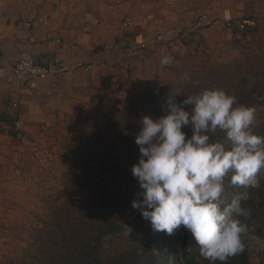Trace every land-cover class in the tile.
Returning a JSON list of instances; mask_svg holds the SVG:
<instances>
[{"label":"trees","instance_id":"obj_1","mask_svg":"<svg viewBox=\"0 0 264 264\" xmlns=\"http://www.w3.org/2000/svg\"><path fill=\"white\" fill-rule=\"evenodd\" d=\"M247 43L252 55L219 64L207 62L179 82L145 91L143 96H132L102 126L75 137L66 151L69 177L64 180V191L57 197L62 204L52 208L51 220L44 226L48 239L36 237L39 247L19 264H210L200 257L198 248L190 246L188 230L183 226L171 235L153 231L140 210L131 206L134 199H142L138 195L141 191L138 182L131 173V167L140 158L134 140L141 130L143 116L156 119L166 115L161 106L168 96L177 95L175 100L180 104L187 96L205 89L222 90L234 96L233 107L254 108L255 122L259 113L257 105L264 106V41L251 39ZM182 131L186 138L191 137L190 126ZM251 131L264 137V123H258ZM208 135L210 141L230 147L223 131L217 129ZM232 174L225 176L224 190L235 196L239 188L245 187L231 185ZM239 194H245L244 190ZM221 199L230 202L228 198ZM241 203L250 213L247 218L254 217V207L245 200ZM124 230L128 233L123 234ZM242 242L243 250L229 257L226 264H249L244 235ZM197 258L202 262L198 263Z\"/></svg>","mask_w":264,"mask_h":264},{"label":"crops","instance_id":"obj_2","mask_svg":"<svg viewBox=\"0 0 264 264\" xmlns=\"http://www.w3.org/2000/svg\"><path fill=\"white\" fill-rule=\"evenodd\" d=\"M256 1L214 0L213 16L203 28L183 39L175 30L172 37L151 51L139 46L149 40L154 29L137 23L124 29V8L103 0H46L42 4L48 23L31 31L20 26L28 7H0V71H10L21 52H28L41 65L83 67L70 75H49L30 93L9 92L0 82V172L17 164L27 142L51 129L55 122L90 119L97 109L112 104L119 89L131 86L139 70H145L142 66L147 61L159 67L164 57L171 56L175 64L194 51H220L225 43H235L231 39L241 40L253 26ZM19 2L4 1L11 5ZM223 19L238 21L239 25L227 29L222 26ZM104 43L116 45L118 51L101 66L95 60L99 45ZM92 64V69L84 68ZM12 103L17 106L12 108ZM16 119L24 124L19 136L13 130Z\"/></svg>","mask_w":264,"mask_h":264},{"label":"clouds","instance_id":"obj_3","mask_svg":"<svg viewBox=\"0 0 264 264\" xmlns=\"http://www.w3.org/2000/svg\"><path fill=\"white\" fill-rule=\"evenodd\" d=\"M166 56L162 65L172 63ZM168 96L159 118L143 116L135 136L138 163L131 167L141 200L131 206L150 222L153 231L171 235L180 226L191 232L199 255L210 264H226L244 248L242 236L249 226L242 222L249 211L242 206L246 194L225 203L224 178L230 184L260 187L257 176L264 169V137L251 131L255 109L240 105L222 90L205 89L180 104ZM188 106V110H185ZM190 126L192 135L182 131ZM217 129L226 134L230 147L210 141Z\"/></svg>","mask_w":264,"mask_h":264},{"label":"rangeland","instance_id":"obj_4","mask_svg":"<svg viewBox=\"0 0 264 264\" xmlns=\"http://www.w3.org/2000/svg\"><path fill=\"white\" fill-rule=\"evenodd\" d=\"M4 1L0 0V7L5 9L16 10V7H28L23 19L31 13L33 7H39L47 17L42 4L46 0H20L17 5L15 3L13 5L5 4ZM103 1L124 8L126 13L124 18L132 16L134 18L133 24L146 25L154 29L149 40L141 43L145 44L147 50L150 51L161 44H151L150 42L157 28L167 27L170 32L162 43L172 37L175 30L183 39L186 34L200 30L192 28L198 17L204 13H210L211 17L213 16L211 13L214 0ZM252 21L253 26L246 31L245 37L238 41L231 39L230 42L235 43H225L220 51H215V49L194 51L189 57L176 60L175 64L170 63L159 67L151 64L152 61H147L142 66V68L145 67V70H139L141 73L138 72L139 74L136 75L133 84L119 89L118 96L114 98L113 103L97 109L90 119L68 118L57 121L51 129H47L40 135H34L31 138L32 141L27 142L24 151L19 153L20 161L14 165L10 164L7 169L0 172V264H19L23 257L27 258L30 252L39 247L37 242L38 239H41L40 235L43 239H48L46 223L51 220L52 208L62 204V200L57 199V197L64 191V180L69 177L66 151L67 146L75 137L95 129L94 127L102 126L106 118L111 113L121 110V104L132 96L138 94L143 96L151 89H158L179 82L188 75L187 73L203 68L207 62L219 64L238 59L245 54L252 55L253 51L248 48L247 41L251 39L264 41V0L256 1ZM139 47L141 48V46ZM141 49L144 50V48ZM89 66L92 69L94 65ZM89 66L84 68L90 70L87 69ZM81 68H83L82 65ZM145 91L147 92L145 93ZM257 106H259L257 107L258 117L251 129L258 123H264V106ZM259 173H262L258 179L260 187H245V189L239 188L236 191V194H239L241 190H244L247 195L245 201L249 203L251 208L254 207L252 210L254 217L240 218L249 226L248 232L244 234L249 264H264V170ZM233 196L234 193L227 189L222 194V198H228L229 201ZM258 202H263V204L257 205ZM135 214L136 212L132 213L130 218H133ZM127 230H124L123 234H127ZM186 234L190 246L193 245L198 248L191 232L187 231ZM177 247L179 248L180 245ZM189 250L191 251L192 248ZM196 260L198 263L202 262L200 258Z\"/></svg>","mask_w":264,"mask_h":264},{"label":"built area","instance_id":"obj_5","mask_svg":"<svg viewBox=\"0 0 264 264\" xmlns=\"http://www.w3.org/2000/svg\"><path fill=\"white\" fill-rule=\"evenodd\" d=\"M210 13H204L198 17L192 28L194 30H199L203 28L210 20ZM47 17L42 13L39 7H33L31 13L21 21V27L27 31H31L35 25L47 24ZM222 25L227 29L236 28L239 24L238 21L232 19H223ZM133 17L127 16L123 19L122 27L126 30L133 27ZM167 27L157 28L155 35L151 38V44L162 43L163 40L169 35ZM141 48H145V44L140 45ZM99 57L96 59L97 64L105 66L106 58L112 53H116L118 48L114 44L104 43L99 45ZM81 68L80 64L73 65L70 67L59 66L51 67L48 65L39 64L36 59L28 52H21L18 55L17 62L15 66L10 71H0V82L3 83L9 92L13 91H26L34 92L38 84L46 79L52 74H63L72 73L76 69ZM91 66L87 67L90 69ZM16 103H12L11 107L15 108ZM23 121L16 119L13 123V130L16 135H22L23 133Z\"/></svg>","mask_w":264,"mask_h":264}]
</instances>
